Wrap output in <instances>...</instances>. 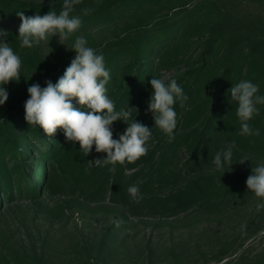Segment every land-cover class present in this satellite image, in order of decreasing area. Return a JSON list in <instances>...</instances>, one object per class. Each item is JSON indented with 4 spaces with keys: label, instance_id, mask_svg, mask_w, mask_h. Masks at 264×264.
I'll return each instance as SVG.
<instances>
[{
    "label": "rangeland",
    "instance_id": "rangeland-1",
    "mask_svg": "<svg viewBox=\"0 0 264 264\" xmlns=\"http://www.w3.org/2000/svg\"><path fill=\"white\" fill-rule=\"evenodd\" d=\"M27 1L50 3L57 0ZM124 2L97 15L92 9L98 1L74 10L71 15L79 17L82 24L72 37L61 44L59 36H49L34 45L30 50L37 58L34 64L20 57L23 84L6 89L9 95L7 101L0 105V115L26 101L29 98L27 88L31 84L45 85L50 74L48 70L66 52L73 50L78 36L84 37L87 45L94 49L109 44L107 49L110 52L118 45L114 39L118 36L125 38L129 29H157L190 15L195 33L183 39L189 41L186 46L183 44L178 50L166 54V62L157 73V78H174L176 81L199 67L206 41L212 37V27L248 29L264 38V0ZM204 3L208 4L201 8ZM85 9L91 11L86 14ZM20 24L17 15H0V29L6 30L8 35L18 36ZM220 75L221 71L212 74L201 93L200 100H207L206 115L194 125L183 126L178 120L177 137L163 148L167 135L154 125L153 116L148 111L153 90L143 102L137 101L130 106L139 110L137 113L132 109L133 118L152 128L154 135L148 141L146 155L124 164L127 193L132 185L137 186L140 193L136 198L128 193L126 206L112 201L109 194L89 198V191L93 190L85 186L86 190L83 183H77L75 179H68L73 182L72 187L69 182L61 180L53 189H47V176L37 199H5L0 205V263L7 259L28 264H216L241 260L242 257L246 262L262 252L264 209L257 211L256 206L264 201L253 192L236 197L221 195L214 198L209 206L193 204L188 208L180 207L175 212H153L147 208L151 195H164L200 175L226 172L215 170L214 164H186L191 153L184 142L186 134L203 126L215 108L220 96L217 83ZM125 126L117 138L125 131ZM198 139L199 135L194 136L192 144ZM90 156L80 174L83 180L95 169L99 173L106 167L93 161L106 156L97 153L95 146ZM39 165L37 162L35 167Z\"/></svg>",
    "mask_w": 264,
    "mask_h": 264
},
{
    "label": "trees",
    "instance_id": "trees-1",
    "mask_svg": "<svg viewBox=\"0 0 264 264\" xmlns=\"http://www.w3.org/2000/svg\"><path fill=\"white\" fill-rule=\"evenodd\" d=\"M97 1V6L92 9L94 15L108 12L116 4L126 3L124 2L126 0H81L74 6V10ZM63 2L64 0L50 3L0 0V15H16L17 11H23L26 15L43 16L49 10L59 14ZM207 4L204 3L201 8ZM208 9L213 10L212 7ZM190 21V15H186L179 22L168 26L161 25L157 29L148 27L129 29L125 38L118 36L114 39L118 41L114 50L108 51L109 44L96 48L98 53L104 55L106 68L110 71L111 80L106 85L107 94L114 101L116 111L126 110L137 101L141 103L150 95L153 90L150 80L152 77L157 78L158 71L166 62V54L178 50L183 44L186 46L189 41L183 39H187L190 33H195V24ZM211 30L212 37L206 41L199 67L186 72L177 80L188 100L184 107H180L179 102L174 107L177 120L183 126L194 125L206 115L207 100H200L205 83L212 74L221 71L217 82L220 96L215 108L203 126L193 128L184 137V142L191 153L186 164L212 165L215 154L232 144L234 145L232 165L230 167L225 164L222 169L226 171L224 174L211 172L200 175L164 195H151L147 208L153 212H175L180 207L188 208L193 204L209 206L214 198L221 195L230 194L231 197H236L249 193L251 191L246 186L247 177L251 174L252 168L264 163V105H257L259 114L249 121L253 129L259 130L260 135H240L241 124L236 115L238 104L231 100L229 93L233 85L242 80H249L259 86L258 95H264V38L256 32H249L248 29L235 30L231 26H223L221 29L220 26L212 27ZM0 39L7 40L13 51L24 61L36 63L37 58L30 52L34 48L20 47L18 36L7 35ZM74 57L73 50L60 57L48 70L50 72L48 80L55 84ZM21 80L11 81L4 85V88H17L23 84ZM41 87H46V83ZM25 102L0 115V205L5 199L17 197L37 199L47 176V189H53L57 181L61 180L69 182L72 187L73 182L70 183L68 179H75L77 183L82 182L85 189L87 187L93 190L89 191V198L109 194L112 201L126 206L128 193L124 181V164L117 163L114 172L109 170L112 165L106 166L99 173L96 172L98 169H95L83 180L80 174L87 166L92 152L84 156L78 142L66 141L62 129H57L56 134L49 137L38 125H29L25 120ZM72 103L75 107H80L75 99ZM124 126L122 121L114 122L112 126L114 139H118L117 135ZM197 135L198 141L192 144V138ZM176 137L177 133L174 130V138ZM168 142L169 138L166 136L162 148ZM243 160L245 161L240 163ZM37 162H40L38 168L35 167ZM243 259L244 257L241 260L216 264H264V249L246 262H243ZM3 264L28 262L17 260L11 262L6 259Z\"/></svg>",
    "mask_w": 264,
    "mask_h": 264
},
{
    "label": "clouds",
    "instance_id": "clouds-1",
    "mask_svg": "<svg viewBox=\"0 0 264 264\" xmlns=\"http://www.w3.org/2000/svg\"><path fill=\"white\" fill-rule=\"evenodd\" d=\"M80 2L81 0H64L59 14L49 10L43 16H25L23 11H17L16 15L21 20L18 29L20 47L32 48L49 36H59V42L63 44L81 27L80 18L71 15L74 6ZM90 11L85 9L86 14ZM8 34L6 30L0 29V37ZM73 51L74 59L55 84L48 80L46 87L34 83L27 88L29 98L24 105L25 120L29 125H38L49 137L54 136L57 129H62L66 141L78 142L84 156L89 155L95 146L97 153L106 154L102 159L93 160L95 164L112 165L109 170L114 172L117 163H133L147 154L152 128L133 118L132 109L137 113L139 111L135 107L115 110V103L107 94L106 85L109 84L111 75L102 53L89 47L86 39L79 36L74 41ZM21 67V58L7 40L0 39V105L7 101L9 95L4 85L20 79ZM150 84L153 92L148 102V111L153 116L154 125L171 142L178 123L174 106L179 102L180 107H184L188 97L174 78L152 77ZM258 92L259 86L249 80H242L229 89L231 100L238 104L236 115L241 124L240 135H260L259 130L253 129L249 123L259 114L257 105H264V95H258ZM73 99L80 107L73 105ZM116 121L127 125L118 139L113 138L112 126ZM233 147L230 144L215 154V170H222L225 164L231 167ZM246 186L264 201V163L252 168ZM128 193L133 198L140 195L139 188L135 185L128 188ZM256 207L257 211L264 209V202L258 203Z\"/></svg>",
    "mask_w": 264,
    "mask_h": 264
}]
</instances>
